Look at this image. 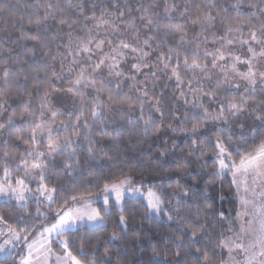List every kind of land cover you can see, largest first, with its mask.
I'll return each mask as SVG.
<instances>
[{
  "label": "snow or ice",
  "instance_id": "snow-or-ice-1",
  "mask_svg": "<svg viewBox=\"0 0 264 264\" xmlns=\"http://www.w3.org/2000/svg\"><path fill=\"white\" fill-rule=\"evenodd\" d=\"M134 3L34 0L27 5L26 22L11 15L2 22L0 202L15 210V225L0 211V264L9 259L12 264H135L127 260L130 249L120 243L128 239L126 196L143 197L149 216L162 214L176 225L163 250L153 246L147 260L137 254L140 264H264V0H249L246 11L243 0H237L231 6L235 16L219 7L220 0ZM5 7L0 0V13ZM13 30L17 40L11 39ZM129 61L134 62L125 70ZM161 76L175 82L170 99L182 102V109L165 104V90L157 93ZM125 84L129 92L121 95ZM65 94L73 98L67 122L59 120L64 112L53 110L63 107ZM134 107L139 116L129 123L136 125L132 131L143 127L144 142L179 132L192 139L185 150L188 160L197 150L199 156L214 150L216 167L208 174L221 179L231 173L237 191L242 186L245 193L238 231L229 227L230 235L214 246L207 229L215 209L206 193L190 195L179 180L180 191L171 193L145 183L150 172L163 171L162 165L139 173L97 174L100 160L118 156L109 154L115 139L105 146L93 127L103 125L100 133L107 135L105 119L115 123V114ZM161 143L166 146L168 140ZM21 144L27 147L13 168ZM177 148L172 141L174 153ZM137 174L140 181L134 183ZM65 176L70 185L60 182ZM114 210L120 213L121 231L102 240ZM217 218L227 219L223 212ZM135 235L139 239L141 233ZM201 236L207 238L203 245Z\"/></svg>",
  "mask_w": 264,
  "mask_h": 264
},
{
  "label": "trees",
  "instance_id": "trees-1",
  "mask_svg": "<svg viewBox=\"0 0 264 264\" xmlns=\"http://www.w3.org/2000/svg\"><path fill=\"white\" fill-rule=\"evenodd\" d=\"M236 2L237 0H220L219 7L228 8L229 15L235 16V10L231 6ZM248 2L249 0H243L242 7L245 11L248 9ZM4 3L6 7L5 11L0 13V28L3 27L2 22L7 20L10 15L13 17L23 16L26 22L30 18L31 13V9L28 8L27 5L34 4V0H4ZM106 6L111 7V4L107 3ZM133 7H135L134 0ZM162 7L163 5L161 4V8ZM98 13L99 9H97V14ZM0 35H5V33L0 32ZM18 36L19 33L13 30L11 39L17 40ZM21 43H23V41H21ZM28 44L29 47H31V42H28ZM5 47H9V45L6 44ZM14 47H16L17 51H22V49H20L18 46ZM153 59H155V57H153ZM138 79H140V77H138ZM131 83V81H128V84ZM128 84L123 85L124 92H122L121 95L129 92ZM67 86V84L56 85V87L65 88ZM174 89V81L169 82L165 76L159 77L157 93L161 90H165L167 93L164 98L165 104L174 108L182 109L184 107L182 102L177 103L176 101L170 99V97L174 94ZM131 95L133 99L136 98L134 91L131 92ZM149 95H152V93L150 92ZM37 103L38 100L34 98V107ZM13 107H17V105L14 103ZM148 111L149 109L146 106V115ZM108 115H112V113H109ZM115 116V123L107 120V118L104 121V124H106L108 127L107 135L100 133V128L103 126L101 124H96L92 129L93 134L101 136L105 146L109 145L113 138L115 139V144L117 145L111 148L109 154L118 156V159L100 160L95 165L96 168L102 170V172L97 173L98 175L110 172L116 173L121 169H123L125 172L131 170L133 173H139L143 169L150 168V166L162 165L163 171L150 172L145 177V183L147 185H152L155 183L158 186L163 187L166 192L171 193L174 191H180V189L176 188V182L179 180V183L183 189L191 190L190 195L192 193H206L213 202L215 209L212 218V227L207 229L208 235L210 236L211 242L214 246L218 244L221 239L228 236L227 230L229 227L237 230V213L240 212V203L231 179V173H228L221 179H215L208 174L216 167V164L212 159L214 152L212 148H209L207 153L203 156H199V150H197V153L193 154L191 160H188V153L185 150L191 147L192 139L188 138L187 135L181 134L179 132L176 134L164 133L159 139H149L147 142H144L145 134L143 127L140 126L136 131H132L136 125L129 123L130 117L133 121H135L139 116L138 108L134 107L131 110L126 109L123 113H117ZM2 119L6 120L7 116L5 115ZM67 120L68 118L65 119L66 122ZM165 122L169 123L172 121L166 120ZM187 127L190 128L191 124L187 125ZM206 127H211V125H207ZM64 135L65 133L61 131L60 136L63 137ZM164 139L168 140V144L166 146L161 143V140ZM174 140L179 144V148L175 149V153L171 149L172 141ZM81 143H83V136L81 137ZM26 147V145L21 144L16 153V159L13 160L12 164L10 165L11 167L14 168L16 164L20 162V155L25 151ZM165 147L169 149L167 154L163 157L157 158L158 152L163 150ZM40 150H42V146ZM235 158L238 159V157ZM184 164L187 165L186 169L184 171H177L179 166ZM0 167H2V165H0ZM60 171L61 170H57L58 175ZM209 180H214V183L211 186L207 185ZM139 181L140 176L137 174V178L134 183H139ZM60 182L65 185L71 184V180L66 176ZM146 189L147 188L144 190ZM111 203L112 202L110 201V204ZM124 203L126 205V212L124 214L128 216V239H122L120 243L126 245L130 249L127 255V260L129 262L135 261V264H140V261L137 259V254L142 253L144 260H147L151 255L153 246H155L158 250H163L165 247L163 243L164 239L168 237L170 233H175L176 225L175 223L168 221L162 214L159 216L154 214L149 216L148 210L145 206L146 202L141 198H125ZM34 205L35 202H31L30 207L33 211ZM0 211L3 212L9 224L15 225L14 209L0 202ZM220 212L224 213V216L227 217L226 220H220L217 218ZM129 213H132V215H129ZM119 215L120 213L114 210L112 216L108 218V227L104 230L101 236L102 240H106L108 235L113 231H121L120 226L116 223ZM137 232L141 233L139 239H137L135 235ZM176 234L179 235V233ZM90 239L94 240L95 236H91ZM133 241H135V247L133 246ZM206 242L207 238L201 236L200 244L203 245ZM109 247H112L113 251H115L116 245H110ZM102 251L103 249L101 248V252ZM168 255L171 256V252H169ZM224 255L225 257L227 256L226 250ZM6 264H12L11 259L7 260Z\"/></svg>",
  "mask_w": 264,
  "mask_h": 264
},
{
  "label": "rangeland",
  "instance_id": "rangeland-1",
  "mask_svg": "<svg viewBox=\"0 0 264 264\" xmlns=\"http://www.w3.org/2000/svg\"><path fill=\"white\" fill-rule=\"evenodd\" d=\"M136 14H137V13L133 12V15H136ZM217 46H218V45H217ZM210 47H212V46L210 45ZM131 62H134V61H129V63H126V64L124 65L125 70H127V68L130 66V63H131ZM63 99H64V105H63V107H61V106L58 104V105H56V106L53 108V110H56L57 108H59L60 111L64 112L65 114H64V115H61V116L59 117V120H63V119H64V121H65V119L68 118L66 113H67L68 111H71L72 108H73V103H72L73 98L71 97L70 94H65L64 97H63ZM249 123H251V121H249ZM45 150H46V145H42V150H41V151H45ZM32 187H33V188L36 187L35 183L32 184ZM234 187H235V190H236V192H237L238 199H239V203H240V198H241L242 196L245 195V193H244V191H243V187L241 186V188H240L239 191H237V186H236L235 184H234ZM143 191H144V193L146 194L147 189H146V190L143 189ZM125 198H141V199H143V200L145 201V199H144L143 197H140V196H136V197L126 196ZM145 202H146V201H145ZM242 210H243V209H242V206H241V203H240V211H242ZM154 215H158V216H159L160 214H154ZM237 224H238V228H237V231H238V229H239V221H238V220H237ZM227 233H228V231H227ZM228 235H230V233H228ZM226 252H227V251H226Z\"/></svg>",
  "mask_w": 264,
  "mask_h": 264
}]
</instances>
